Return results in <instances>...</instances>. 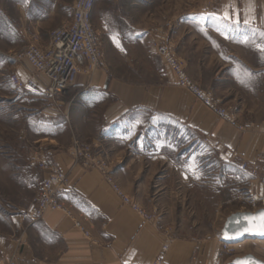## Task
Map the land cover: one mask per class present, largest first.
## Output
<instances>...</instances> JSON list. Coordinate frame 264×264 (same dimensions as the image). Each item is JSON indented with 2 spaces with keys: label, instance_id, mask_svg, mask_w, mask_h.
I'll use <instances>...</instances> for the list:
<instances>
[{
  "label": "crops",
  "instance_id": "crops-1",
  "mask_svg": "<svg viewBox=\"0 0 264 264\" xmlns=\"http://www.w3.org/2000/svg\"><path fill=\"white\" fill-rule=\"evenodd\" d=\"M72 2L0 0V121L13 122L11 153L0 144V171L5 185L11 186V196L0 195L6 202V207H0V264L10 259L15 264H195L197 246L214 245L211 238L200 239L196 234L219 231L228 214L222 213L223 201L212 194L211 183L198 182L168 152L158 150L151 140L153 132L167 128L166 123L179 124L198 136L203 148L225 166L238 170L246 161L262 169L264 118L239 130L177 85L174 73L161 60V72L156 71L149 83L113 75L120 63L132 65L136 58L159 57L157 45L169 42L188 74L202 88L213 87L199 75L201 68L199 74L192 72L200 61L190 45L196 39L190 27L207 29L213 24L212 18H203L209 7L203 4L197 10L193 3L189 9V4L187 11L164 20L154 0L102 4L94 0L91 22L102 41L103 64L78 72L74 83L54 100L33 96L25 114L9 80L3 82L4 58L33 38L46 42L53 28L70 20ZM212 12L219 30L227 25L264 31V0H219ZM5 91L10 95L5 96ZM144 113L150 114L146 135L132 131ZM20 115L26 116V128L18 125ZM75 139L93 145L95 160L106 163L114 181L152 214V220L122 204L101 172L75 157ZM42 157L65 173L68 191L64 199L76 217H84L89 236L62 211L48 210L37 220L27 216L47 175L39 166ZM246 186L249 196L254 193L264 200L258 178L249 179ZM192 208L201 212L198 221L189 214Z\"/></svg>",
  "mask_w": 264,
  "mask_h": 264
},
{
  "label": "rangeland",
  "instance_id": "rangeland-1",
  "mask_svg": "<svg viewBox=\"0 0 264 264\" xmlns=\"http://www.w3.org/2000/svg\"><path fill=\"white\" fill-rule=\"evenodd\" d=\"M107 1L108 0H99V3L102 4ZM154 1L157 2V10L163 13L164 20L172 18V16L179 12L187 11L189 4V9H191V4L193 3H195L197 10L203 4H206L209 7L210 11L203 14V18H212L213 24L207 29H201L198 25L193 26V28L190 27L196 36L195 42L191 41L190 45L193 47V50L191 49V51L192 54H194L196 61H200L199 67L196 68L195 66L194 68V66H192V72H197L199 74V68L202 69V72L199 75L203 76L205 82H209L207 83L208 85H213V87L209 86L210 88L207 90L212 91L215 98L219 100L221 106L228 108L231 111L238 123L242 125H250L251 123H256L260 119H263L264 69L261 68V66L264 65V31L246 26L236 29L235 27L227 25L222 26V29L219 30V25L215 24L217 22V15H214L213 12L211 13L213 7L218 4L219 0ZM34 40L41 43L39 39L33 38L31 41L22 44L17 50L12 51L9 58H4L5 68L1 74L4 83H7L6 81L9 80V76L12 73H17L24 77L32 74L30 68H28L23 62L14 58V53L28 43L34 42ZM235 56H237L238 59ZM113 60L118 62L119 60L123 61V58H113ZM159 60L162 61L160 56L155 57L151 55L146 58L140 57L134 59L132 65H126L119 62L120 64L117 66L115 65L114 67L116 71H114L113 75L135 82L149 83L155 77L156 71L158 73L161 72ZM224 64H227V67H224ZM184 66L186 70L185 63ZM93 69L96 68L82 67L78 72L81 70L87 71ZM247 69L252 73L249 74ZM21 71L26 72V75H21ZM215 72L217 74L214 75L213 80L212 74ZM188 75L201 86L200 82L194 79L190 74ZM223 76L224 78L221 79ZM8 82L13 88V94L19 98V107L24 106L23 109L25 114H28V107H26L29 105L28 100L33 99V96H38V98L40 96V100H52L43 95L33 93L28 89H17L10 80ZM8 95H10V92L5 91V96ZM23 109L21 108V112ZM4 112H7L6 107ZM21 114H23V112ZM23 116L20 115L18 125L21 128H26L28 121L25 119L26 116ZM149 116V113H144L143 117L138 116V121L134 124L136 126L132 131L140 130L142 135H146V132L150 131V123H146V118ZM1 124L3 126L0 125V144L3 145L4 150L11 153L13 122L11 119H8L3 120ZM166 124L169 126L164 130L153 132L154 134L151 139L152 143L157 145L158 150L168 152L180 166H185L193 173L192 175L198 182L211 183L212 194H218L216 198H220L223 201L221 208L223 214L227 213L229 215L235 211H253L257 208L264 207L262 203L250 198L248 187L246 185H248L249 179L253 177H251L246 171L241 169L240 166L237 170L230 165L225 166L223 163H220L213 152H209L203 148L198 136H194L193 133L189 132L181 125L175 123L173 126L171 123ZM14 125H16L15 122ZM76 141L79 145L81 143L91 144L81 139H77ZM21 143L20 140V144ZM4 178L5 176L3 177V174L0 171V195L2 197L11 194V186L5 185V182L3 181ZM5 205L6 202L0 200V207L4 208L6 207ZM200 213V211L197 212V209H195V211L193 208L189 209V214L193 216V221L199 220L198 216L201 215ZM208 213V210H206V215ZM211 214L214 216V208H212ZM207 218L208 217H206L205 221L208 220ZM200 220H202V218ZM205 227L207 228V225ZM196 236L200 239L211 238L214 240V245L210 247L206 245L204 246L203 244L198 245L193 256V262L195 264H203L204 262L205 264H232L233 258L247 253H252L264 260V237H247L245 238L249 240L247 244L234 248L233 245L245 239L238 242H223L220 230L213 233H198ZM198 257H201V259L197 260Z\"/></svg>",
  "mask_w": 264,
  "mask_h": 264
},
{
  "label": "built area",
  "instance_id": "built-area-1",
  "mask_svg": "<svg viewBox=\"0 0 264 264\" xmlns=\"http://www.w3.org/2000/svg\"><path fill=\"white\" fill-rule=\"evenodd\" d=\"M93 3L94 0H73L70 20L53 28L45 43H38L34 40L14 53L16 60L23 62L32 70V74L25 77L17 73L10 74L9 80L15 88L28 89L54 100L74 83L80 68H98L102 65L104 57L102 41L91 22ZM156 50L165 66L174 73L179 86L189 90L197 100L205 104L219 118L239 130L245 129L246 126L238 123L228 108L220 105L211 90L203 89L187 74L183 60L178 57L169 42L158 44ZM73 145L75 157L83 165L97 168L122 204L130 207L144 219L152 220V214L140 207L115 183L106 168V163L95 160L93 145L86 143L79 145L76 140ZM38 162L41 168L47 170V175L27 211V216L30 220H37L42 218L48 210L62 211L72 218L75 228L85 236H89L90 231L84 224V217H76L73 207L64 199V194L68 191L65 173L53 166L45 157L39 158ZM261 162L264 163V152ZM240 168L251 177L258 178L264 187V167L261 169L257 163L249 164L242 161ZM250 198L264 205V200L257 194H251ZM7 264H15V262L10 259Z\"/></svg>",
  "mask_w": 264,
  "mask_h": 264
},
{
  "label": "water",
  "instance_id": "water-1",
  "mask_svg": "<svg viewBox=\"0 0 264 264\" xmlns=\"http://www.w3.org/2000/svg\"><path fill=\"white\" fill-rule=\"evenodd\" d=\"M264 207L250 211H235L227 215L220 228L223 241L238 242L247 237H264ZM264 264L252 253L236 256L232 264Z\"/></svg>",
  "mask_w": 264,
  "mask_h": 264
},
{
  "label": "bare ground",
  "instance_id": "bare-ground-1",
  "mask_svg": "<svg viewBox=\"0 0 264 264\" xmlns=\"http://www.w3.org/2000/svg\"><path fill=\"white\" fill-rule=\"evenodd\" d=\"M248 242H249V240L245 239V240H243V241H241L239 243H236L233 246H234V248H237V247H240V246H243V245L247 244Z\"/></svg>",
  "mask_w": 264,
  "mask_h": 264
},
{
  "label": "snow or ice",
  "instance_id": "snow-or-ice-1",
  "mask_svg": "<svg viewBox=\"0 0 264 264\" xmlns=\"http://www.w3.org/2000/svg\"><path fill=\"white\" fill-rule=\"evenodd\" d=\"M261 215L264 216V213H261ZM238 264H239V262H238Z\"/></svg>",
  "mask_w": 264,
  "mask_h": 264
}]
</instances>
